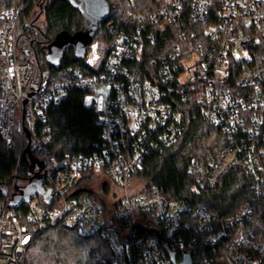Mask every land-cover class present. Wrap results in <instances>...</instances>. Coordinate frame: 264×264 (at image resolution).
I'll list each match as a JSON object with an SVG mask.
<instances>
[{"label":"built area","instance_id":"1","mask_svg":"<svg viewBox=\"0 0 264 264\" xmlns=\"http://www.w3.org/2000/svg\"><path fill=\"white\" fill-rule=\"evenodd\" d=\"M126 3L128 24L103 47L91 42L83 65L57 73L46 63L21 59L16 37L23 4L0 11V137L11 144L18 136L23 153L29 133L31 151L44 163V193L18 208L11 207L15 180L0 194V264H24L35 237L55 225L85 237L100 235L115 264H173L169 251L177 252L181 262L191 247L179 241V260L169 240L186 222L189 203L169 200L157 189L132 191V183L149 154L177 141L191 107L222 130L229 143L205 165L193 162L191 191L215 187L241 161L264 198V0ZM138 4L148 6L136 11ZM168 29L175 36L172 42L158 53L150 50L148 45L158 43ZM74 90L91 97L102 139L90 155L57 159L48 147L50 129L42 126L45 107L60 104ZM87 172L103 173L114 185L110 207L103 206L97 192L80 186ZM253 213L249 202L225 218L196 212L197 230L206 233L207 244L217 246L212 264H264V237L236 226ZM142 215L152 221L149 227L161 235L167 253L157 237L135 235L131 220L141 224Z\"/></svg>","mask_w":264,"mask_h":264},{"label":"trees","instance_id":"2","mask_svg":"<svg viewBox=\"0 0 264 264\" xmlns=\"http://www.w3.org/2000/svg\"><path fill=\"white\" fill-rule=\"evenodd\" d=\"M112 7L109 22L97 27L88 26L83 6L79 0H0V11L16 4H23L18 27L17 47L21 50L23 61L35 64L46 63L53 72H65L68 68L84 64L82 54L87 51L79 44H68L51 53V45L60 36L74 37L77 34H92V42L98 41L101 47L113 38L119 28L130 21L126 14V0H107ZM148 4H138L135 10H143ZM152 7V6H151ZM192 26V24H191ZM175 36L171 29L158 36V43L148 45L155 53L163 51ZM149 65L150 62H147ZM42 126L50 129L51 142L48 145L57 158L67 155H90L102 139V126L99 115L86 105V94L80 90L69 93L60 104L45 107V122ZM18 136L11 144L0 137V194L7 191L15 180V191L29 183V163L23 158ZM229 146L222 130L204 120L196 107L188 108L184 116L183 131L177 141L161 152L151 153L144 160L143 167L133 175V180L142 182L140 193L157 189L163 196L173 201H186L191 207L181 231L169 240L179 250L191 247L194 264H212L209 261L217 246L206 243V233L198 231L195 215L204 209L220 218L232 216L245 202L253 205L254 213L247 221L237 222V227L246 229L247 235L264 237V198L254 189L253 177L245 170L241 161L235 164L213 188L191 191L195 175L191 171L194 161L205 165L216 159ZM34 157L38 154L32 151ZM101 179H108L103 173L87 172L80 186L90 189ZM109 182V181H108ZM106 181L105 193L111 192ZM92 191V190H91ZM94 192V191H92ZM103 206L104 200L99 197ZM106 207V206H105ZM143 222L131 225L137 237L145 240L157 237L161 251L166 252L162 237L156 229L149 227L152 221L146 215ZM108 225H113L107 218ZM121 226L125 222L120 223ZM168 241V242H169ZM24 264H115L114 255L100 235L85 237L76 230L55 225L39 233L30 244ZM152 264H160L155 261Z\"/></svg>","mask_w":264,"mask_h":264},{"label":"water","instance_id":"3","mask_svg":"<svg viewBox=\"0 0 264 264\" xmlns=\"http://www.w3.org/2000/svg\"><path fill=\"white\" fill-rule=\"evenodd\" d=\"M83 6V13L85 14L88 26L97 27L101 23H105L109 20L112 7L107 0H79ZM92 42V34L87 31L85 34H77L74 37L60 36L51 45L50 52L53 54L58 50L66 47L68 44H79V47L85 48ZM85 55V52L82 56ZM31 135H27V145L23 151V158L29 163V181L30 183L24 187L17 189V193L14 195L11 207L18 208L25 202L30 201L35 196L43 192L42 184L44 182V176L40 174V171L44 167V163L35 158L32 154L31 148ZM39 169V171H36ZM169 256L173 264H193V260L190 254L184 253L181 262H177V252L169 251Z\"/></svg>","mask_w":264,"mask_h":264},{"label":"rangeland","instance_id":"4","mask_svg":"<svg viewBox=\"0 0 264 264\" xmlns=\"http://www.w3.org/2000/svg\"><path fill=\"white\" fill-rule=\"evenodd\" d=\"M86 105L87 106L91 105V97L89 95H87V98H86ZM106 181L108 182L109 180L108 179H101L98 182H96L94 186H91L90 189L94 192H97L103 198L106 206L110 207L113 203V198H114L113 195L115 194V190H114V185L111 183V181H109L108 183H109V186L111 187L112 190L110 193H105L103 191V186L106 185ZM132 186H133L132 191H139L140 187L143 185H142V182L133 180ZM105 196H107V197H105Z\"/></svg>","mask_w":264,"mask_h":264},{"label":"flooded vegetation","instance_id":"5","mask_svg":"<svg viewBox=\"0 0 264 264\" xmlns=\"http://www.w3.org/2000/svg\"><path fill=\"white\" fill-rule=\"evenodd\" d=\"M40 174L43 175L41 172H40ZM29 183H30V181H29Z\"/></svg>","mask_w":264,"mask_h":264}]
</instances>
